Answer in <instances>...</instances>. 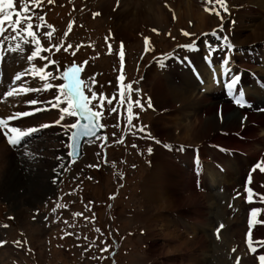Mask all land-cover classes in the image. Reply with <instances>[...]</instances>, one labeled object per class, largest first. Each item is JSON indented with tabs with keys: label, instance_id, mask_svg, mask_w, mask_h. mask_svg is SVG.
<instances>
[{
	"label": "rangeland",
	"instance_id": "1",
	"mask_svg": "<svg viewBox=\"0 0 264 264\" xmlns=\"http://www.w3.org/2000/svg\"><path fill=\"white\" fill-rule=\"evenodd\" d=\"M173 1V14H179L180 18L166 20L155 26L151 22L146 27L139 24L135 28L116 24L108 17H104L94 6H90L86 0H52L51 3L48 0H41L39 6L30 5L31 8H35L36 15L43 17L42 21L38 19L33 21L45 25L36 31L41 48L45 50L51 48L50 51H41L39 55L55 61V65L46 68L47 71L55 74L54 69L63 72L73 64L78 65L81 68L79 71L81 80L87 85H93L92 90L97 94L103 93L108 98L117 93L118 77L122 75L123 80L120 81L119 90L127 92L124 88L125 84H131L133 89H138L139 91L132 93L131 98L134 101L139 99L143 108L133 105L131 114H128L117 105L118 112L109 114L106 106L103 117L99 119L100 124L104 126L103 133L83 144L81 158L77 161L69 158V141L66 142V132H60L63 128L61 122L58 123L60 113L57 109L37 112L11 122L13 126H19L24 130L39 124L49 126L45 131L32 134L18 146H11L10 162L7 163L6 172L11 176H18L20 185L10 184V187L7 185L8 189L4 188L2 177L5 172L0 173V241L5 242L0 245V264H194L191 258H197L200 253L195 251L199 243L192 244V241L197 236L209 240L218 229H223L221 225L226 226L224 221L220 223L217 221L211 228L201 226L198 231L188 235L186 229H183V224L189 223L188 225L192 226L196 220L185 218L188 221L185 220L178 226L175 216L180 212L177 210L174 211L175 213L170 212L171 210L159 211L158 214L151 212L150 217L153 218L151 217L150 220L143 216L145 208L142 185L152 169L154 155L159 148L165 147L169 149L168 157H173L171 159L173 161L176 154L171 153L170 145L172 142V145L179 144L166 137H163V140L161 137L159 140L154 131L155 118L158 114L154 97V87L158 80L154 77L155 73L161 72L166 81L175 83L174 67L181 61L189 59V53L196 50L200 54V59L202 56L214 62L212 57H209V49L206 46L208 44L213 46L212 54L219 52L220 64L224 60L222 56L227 57L228 50L221 48L222 42L211 33L216 30L219 36H226L228 39L239 31L243 36L242 41L253 33L254 29L249 19L232 17L235 9L234 0H226L227 12L221 11L223 20L215 14L213 17L210 14V21H201V23L200 15L205 11V4L199 3L198 0ZM167 2L169 1L163 4L164 9L167 8ZM15 7L16 10H20L19 0H16ZM96 13L99 15H94ZM121 26L125 28L127 34H118L116 28H122ZM128 28H130L129 32H127ZM182 32L192 35L185 36ZM45 33H51V37L49 38ZM5 36L13 37L15 34L9 30ZM145 38H148L147 45ZM17 43H21L19 36L10 39V43L4 41L5 47ZM225 43L230 44V41L227 40ZM53 45H59L60 50L57 51L52 47ZM68 45L72 47L68 48ZM241 46L245 48L244 44ZM23 47L25 48L23 52L5 53L4 61H22L30 67L27 56L32 48ZM121 51H123L122 60L119 55ZM233 54L241 72L250 77L252 75L264 77V72L260 73V69L253 64L263 59V52L248 54L236 50ZM243 58L248 62L242 61ZM44 65H47V61L34 59L31 63L33 71L29 73L30 76L27 74L20 81L13 82L17 86L15 88H19L21 84L25 88L37 87L33 79L34 69ZM156 69L160 70L156 71ZM35 76L38 77L39 73ZM201 82L203 83L200 81L198 86L195 85L194 96L198 98L206 95L203 93ZM6 83L4 82L3 85ZM52 83L59 84L62 81L56 79ZM253 83L254 80L250 81L248 78L242 90L252 93ZM12 87L11 89L14 88ZM8 88L9 85L5 87L1 97H8L6 95L7 90H10ZM55 91V89L51 91L41 89L39 93L14 92L9 97L14 98L16 102L20 98L17 102V106H20L17 112H24L31 111L32 108L27 101L49 100ZM84 93L91 95L87 89ZM224 94L223 89L219 88V90H211L207 96L213 99L217 96L225 99ZM2 101L0 99V104ZM149 101L151 107H148ZM247 106L250 107L251 104ZM60 107L63 108L65 105L61 104ZM237 108L239 107L234 108V112L239 115ZM52 112H57V119L49 115L42 120L43 116ZM164 112L165 110L159 113ZM129 115L132 116L131 122L135 127L127 126ZM37 118H40V121L35 124L33 119ZM69 118L73 121L77 119ZM54 122H57L55 128L52 127ZM139 127L144 128L143 133L137 131ZM257 137L264 140V132L258 133ZM165 148L164 152H166ZM260 152V148H256L249 154H255L256 158ZM206 185L208 194L214 196L219 194L223 197L222 191L225 189H222V185L211 186L209 183ZM238 200H234L233 210L237 209V213L239 214L240 211L241 214L240 202L238 206L236 203ZM223 205L222 203L221 206L227 213L225 219L230 221L229 225H232L234 217L229 214L228 206ZM186 208L184 207L181 212L185 214L190 210ZM241 216L243 215H240V219ZM175 234L181 238L175 239ZM242 234L243 232L236 234L234 229H228L227 237L231 238L234 244L231 241L226 250L229 252L232 247L230 253L235 255H237L235 252L238 253L240 250L237 262L245 260L242 264H251L247 257L253 259L254 254L243 246L245 243H238L239 240L242 241ZM17 241L21 243H15ZM251 242L253 244V240ZM105 248L108 251H101ZM255 255H259V252ZM209 258H212L210 254L203 260V264H208V260L211 264L215 263ZM233 259L232 257L231 260ZM255 263L258 262L254 261L252 264Z\"/></svg>",
	"mask_w": 264,
	"mask_h": 264
},
{
	"label": "bare ground",
	"instance_id": "2",
	"mask_svg": "<svg viewBox=\"0 0 264 264\" xmlns=\"http://www.w3.org/2000/svg\"><path fill=\"white\" fill-rule=\"evenodd\" d=\"M86 1L90 6H94L104 17H108L116 24H121L125 27L130 26V28H135V26L139 24L146 27L149 22L154 26L160 25L166 20H172L173 17L180 18L179 14H173V0H168L169 2H167L166 9L163 8V4L167 0H118V2L117 0ZM198 1L203 4L202 0ZM233 3L235 9L233 8L234 13L232 12V17H236L237 19L239 17L242 19L243 17L245 20L249 19L254 25L253 33L242 41L241 39L243 36L239 31L232 34L233 36L228 37L227 40L230 41V45L233 47L235 46L233 51L247 49L250 54L264 53V0H234ZM213 16L214 14H212V17ZM210 19V14L207 13V11H202L200 23L201 21H210ZM130 28L127 29V32H129ZM116 30L118 34H127L123 27L116 28ZM223 35H225V33ZM242 44L245 45V48L241 46ZM230 51L231 50L228 52V56L234 59ZM215 55L213 58L217 59L218 56ZM189 56V59L197 68L200 81H203V83L201 82L203 84L202 89L203 93L206 94L203 97L198 98L194 96L195 85L197 84L198 86V82H196L192 74L188 71L185 60L178 63L175 67L172 66L176 72V76L174 75L175 83L166 81L164 79V74H160L161 72H159V74L156 72L154 75L155 78H158L154 87L156 102L154 103L156 104V110L158 112L157 118H155L154 131L159 140L161 137L162 140L163 137H166V139L175 140V142L179 144L172 145L173 142H170L171 145L169 144L172 146L170 149L172 150L171 153H174V155L176 154L173 161L171 160L173 157H168L170 155L169 149L165 147L166 152H164V148H159L155 155L153 153L152 169L146 176L142 185L143 205L145 208L143 216L150 220L152 217H150L151 212L155 214L157 212L158 214L159 211L171 210L170 212L175 213L174 211L177 210L180 212L175 216L178 226H180L181 223L183 224L187 219L194 218L196 220V223L193 224L194 227H192L193 225L189 226V223L183 224V229H186L188 235L198 231L201 226L211 228L217 221L219 223L224 221L226 223V228L222 227L223 229H218L219 232L216 231V234L211 236L212 238H209V240H207L208 238L204 240L201 239V236H197V238L192 241V244L199 243L195 251H199L200 254H198L197 258H191V261H193L194 264H203V260L210 254L212 258L209 259L215 262H212V264H229L230 261H232V257L234 258L232 264H242L245 260L239 261L240 263L237 262V255L240 251L238 248V253L235 252L237 255L232 252L230 253L232 247L230 250L228 249L229 252L226 250V247L230 245L231 241L234 244L233 240L227 237L228 229H234L236 234H241L243 232L241 236L242 241L239 240L238 243H245L243 246H246L247 249L246 233L249 231H251L252 236L248 243L252 244V240H264V223H260V221H264V203L258 202V197L255 195L256 193L264 194V173H261L259 169L253 170L257 163L264 162V157L257 159V157L255 158L254 156L255 154H249L251 150H255L256 148H260V151L264 153V144H262L264 140L257 137L258 133H261V131L264 132V89L259 88L254 81V91H252V93L250 91H242L245 102L248 104L252 102V107L246 108L242 106L241 108H237L239 111L238 115L234 112V108L238 105L234 100H232L234 101V103H232L218 96L214 98L215 100L207 96L208 92L220 87V76L226 68L223 64L224 61L219 66L215 67L209 66L208 63H206V69V67L204 68V65L201 64L200 54L197 50L190 52ZM235 61L232 60L231 62L230 60L229 74L234 75L238 73L237 84L233 85V88L238 91V88L241 85L243 86L248 78L250 81L253 78L241 72L237 68ZM167 62L165 63L166 65ZM257 63L259 65H257ZM26 64L22 63V61H0V88L5 87L6 84H13L14 77L17 74L24 73L25 69L29 68L27 66L28 64ZM253 64L260 69V73L264 72V57L259 62L255 61ZM159 70L156 69V71ZM167 71L168 73H166L168 75L170 70L168 69ZM4 82L7 83L3 85ZM226 82L228 83V78H226L225 83ZM257 83L264 86V77H258ZM9 91L7 90V92ZM37 98L39 99L40 96ZM2 100L0 104V119L6 120L13 113H17L20 106L18 107L16 100L9 96H5ZM163 110H165V112L160 114L159 112ZM56 114L57 112L47 114L43 116L44 118L42 117V120L49 115L57 119ZM39 119L40 118L36 120L33 119L34 123H38L40 121ZM71 122H73V120L66 118L61 122V125H66ZM56 125L57 124L54 123L52 127L55 128ZM39 126H41V124L34 127L38 128ZM62 128L63 130L60 132H66L65 139L66 142H68L70 133L69 131H65L67 129L63 126ZM46 129L48 128H44V130H39L38 132L45 131ZM5 145H9V143L7 139H4V136L0 134V173L5 172L3 173L4 177H2V184L4 188H7V185L10 187V184L20 185V180L18 176H11V174L6 172L7 163L10 162L9 151L12 149H9L8 146L6 147ZM207 183L211 186L222 185V189H225V191H222V194H224L223 197L219 196V194L217 196L210 193L208 194ZM246 188H251L252 191L248 192ZM200 190L204 191L201 192ZM74 192L76 191L74 190ZM238 193L239 195H237ZM237 199H239L236 202L237 206L240 202L239 209L242 211L241 214L240 211L239 214L237 213V209L236 211L233 210V202ZM222 203L228 206L227 210L230 212L229 214H232V217H234V219H232V225H229L230 221L225 219L227 213L225 211L226 209L221 206ZM201 204L204 206H200ZM184 207H187L186 210L190 209L186 211L185 214L181 212ZM252 210H258L255 217L250 215ZM240 215H243L241 217L244 218V221H242V218L240 219ZM250 220L252 222L251 229H249ZM191 227L192 229H190ZM199 232L203 233V231ZM172 236L174 237V235ZM176 238L180 239L181 236L175 234V239ZM184 244H186V241ZM252 247L256 249L253 255L254 258H247L250 260L251 264L254 261L260 264L258 257L264 254V247H260L255 243L252 244ZM186 250H188V248ZM256 252H259V255H255ZM190 253L192 254L193 252ZM247 258L245 259L247 260ZM252 260L254 261L252 262ZM208 261V264H211V261Z\"/></svg>",
	"mask_w": 264,
	"mask_h": 264
},
{
	"label": "snow or ice",
	"instance_id": "3",
	"mask_svg": "<svg viewBox=\"0 0 264 264\" xmlns=\"http://www.w3.org/2000/svg\"><path fill=\"white\" fill-rule=\"evenodd\" d=\"M40 2L41 0H19L20 10H16V0H0V61H2L5 53L23 52L25 51V48L23 46H30L32 48L31 52L27 56L30 67L26 68L24 73L17 74L14 77V81H20L23 76L33 71V69L31 68V63L34 61V59L39 58L40 60L47 61V65L39 66L34 69L35 73H39L38 77H36L35 75L33 76L37 87L25 88L23 84H21L19 88L14 87L6 95L12 96L14 92L17 94H19V92L39 93L41 89H46L49 91L55 89L56 91L53 97L49 100L38 101L36 99H32L27 101V103L32 106L31 111L13 113L6 120L0 119V134H2L7 139V142L11 146H18L19 144L24 142L26 138L38 132L42 128L48 127L49 125H41L39 126V128L32 127L24 130L19 126H13L11 122L20 118L29 117L37 112L50 111L54 108L57 109L60 113L58 122H63L66 118L69 117L77 118L69 124L62 125L69 131L70 139L73 142L71 148L74 151L69 152V156H74L78 151V140L80 137H87L89 139L96 137L97 132L104 127L99 123V119L103 117L106 106L109 114L118 112L117 105L123 112L131 114L133 105L139 106L141 108H143V105L141 104L139 99L135 101L132 100V93L139 90L133 89L131 84L124 85V88L127 89V92L119 90L120 81L123 80L122 75L118 77L117 93H114L111 98H108L103 93L97 94L92 90L93 85H87L84 81L80 80L76 76V73L81 70L80 66L78 65L73 64L72 66L66 68L63 72H60L58 69H54L55 74H53V72L47 71L46 68L55 65V61L49 60L46 56L39 55L41 51H50L51 48L47 50L41 48L39 39L36 35V31L40 30L45 25L33 23V21L36 19L42 21L43 17L36 15L35 8L30 7V5L32 4H36L37 6H39ZM48 2L51 3L52 0H48ZM202 3L206 5L205 11H207L209 14L217 15L221 18V20H223L221 11L227 12L226 0H202ZM207 5H211V7H207ZM94 15H99V13H96ZM9 30H11V33H14L15 36H5V33ZM220 30L222 31L223 29L221 28ZM182 34L185 36L192 35L191 33L187 32H182ZM45 35L49 36V38L51 37V33H45ZM211 35L216 36V38L222 42L220 45L221 48H227L228 50H231L232 46L225 43L227 41L226 36H219L216 30H214ZM16 36L21 37V43H17L14 46L5 47L4 41L7 40L10 43V39H15ZM145 41L147 45L148 38H145ZM206 46L209 49V56H211L212 51L214 50L213 46L210 44ZM52 47H55L57 51L60 50L59 45H53ZM71 47L72 45H68V48ZM74 54L75 53H73V55ZM119 55L122 60L123 51H121ZM223 64L224 67H228L227 57ZM221 76L228 78V83L225 85V88L227 89V94L230 96V98H232L239 106H247L246 102L243 99L242 90L237 92L236 89L233 88V85L237 84L238 76L230 75L227 72H222ZM56 79H59L60 81H62V83H52V81ZM85 89L91 92L90 96L85 95ZM2 98L3 97H0V99ZM93 101H96V103H93ZM114 101L116 102L115 104ZM61 104H64L65 107L61 108ZM37 105H39V107H37ZM148 107H151L150 101L148 103ZM80 121H83V123H81ZM131 121L132 116L129 115L127 126L135 127L134 125H132ZM137 131L143 133L144 128L139 127ZM104 139H106V137ZM133 146L135 147V145ZM149 152H151L150 148ZM256 169H259L261 173H264V162L257 163L254 166L253 170L255 171ZM246 190L248 192L252 191L251 188H246ZM237 195H239V193ZM255 195L258 197V202L264 203V194L256 193ZM257 211L258 210H252L250 215L252 217H255L257 215ZM260 223H264V221H260ZM221 227L223 226L221 225ZM251 228L252 222L250 220L249 229ZM97 231H99V229H97ZM251 236V231L246 233V244L250 253H254L256 249H253L252 244L248 243V241L251 239ZM85 239L87 238L85 237ZM3 243L5 242L0 241V245H2ZM15 243L19 244L21 242L17 241ZM253 243L258 244L260 247H264V240L253 241ZM101 251H108V249L105 248ZM258 259L260 261V264H264V254L259 255Z\"/></svg>",
	"mask_w": 264,
	"mask_h": 264
},
{
	"label": "water",
	"instance_id": "4",
	"mask_svg": "<svg viewBox=\"0 0 264 264\" xmlns=\"http://www.w3.org/2000/svg\"><path fill=\"white\" fill-rule=\"evenodd\" d=\"M81 123H83V121H80ZM99 133H101V129L97 132V135L99 134ZM94 138V137H93ZM93 138H91V139H93ZM84 140H90L89 138H87V137H80L79 138V140H78V151L76 152V154L74 155V156H71V158L72 159H74V160H76V159H78L79 157H80V149H81V145H82V142L84 141ZM72 140H71V145H72ZM71 145H70V152L71 151H74L72 148H71Z\"/></svg>",
	"mask_w": 264,
	"mask_h": 264
}]
</instances>
